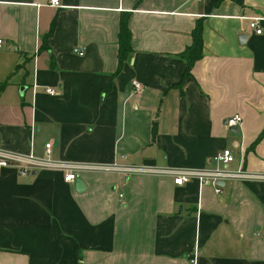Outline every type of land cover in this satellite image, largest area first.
Returning <instances> with one entry per match:
<instances>
[{
  "label": "crops",
  "instance_id": "obj_1",
  "mask_svg": "<svg viewBox=\"0 0 264 264\" xmlns=\"http://www.w3.org/2000/svg\"><path fill=\"white\" fill-rule=\"evenodd\" d=\"M47 1L0 0V148L181 169L228 149L227 170L264 175V0ZM121 19L131 53L115 73ZM196 25L200 57L183 78ZM76 179L81 192L55 170L0 172V264H264V180L215 194L165 176Z\"/></svg>",
  "mask_w": 264,
  "mask_h": 264
},
{
  "label": "built area",
  "instance_id": "obj_2",
  "mask_svg": "<svg viewBox=\"0 0 264 264\" xmlns=\"http://www.w3.org/2000/svg\"><path fill=\"white\" fill-rule=\"evenodd\" d=\"M200 1V0H196ZM47 5L51 8L60 7L58 0H48ZM261 18L252 17L248 19L247 27L258 36L261 34ZM2 40L0 39V49L2 47ZM72 52L81 57L82 50L77 48ZM134 93L141 91V86L136 83H131ZM44 92L53 96L54 92L51 89H45ZM239 117L237 115L231 116L224 121V126L227 128L237 127L239 125ZM49 144L44 145V157L38 158L32 153L21 154L11 152L0 148V172L4 169H13L17 175L26 177L33 172L40 170H55L62 173V180L65 183H72L77 178V174L81 172H111L123 176L131 174H145L151 176H165L172 180L173 185L182 186L186 183L194 181L199 186H207L213 189L215 194L220 192L217 185L218 182L234 180L237 178H254L264 180V175L247 174L241 170L230 171L227 166L233 161V156L230 150L222 149L215 154L211 161L216 164L212 168L201 169H181V168H158L144 165H120V164H86V163H71L65 161L52 160L49 158ZM189 264H195V257L189 259Z\"/></svg>",
  "mask_w": 264,
  "mask_h": 264
},
{
  "label": "trees",
  "instance_id": "obj_3",
  "mask_svg": "<svg viewBox=\"0 0 264 264\" xmlns=\"http://www.w3.org/2000/svg\"><path fill=\"white\" fill-rule=\"evenodd\" d=\"M129 31L126 26L125 19H121L118 26V33H117V45H118V54H117V73L123 62L127 59L129 54L131 53V48L129 45ZM200 50H201V38H200V27L196 25L191 32V45L189 49H187L182 57L186 59V67L183 73V78L187 76L188 69L190 65L196 61L200 57ZM189 52L187 55L186 53Z\"/></svg>",
  "mask_w": 264,
  "mask_h": 264
},
{
  "label": "water",
  "instance_id": "obj_4",
  "mask_svg": "<svg viewBox=\"0 0 264 264\" xmlns=\"http://www.w3.org/2000/svg\"><path fill=\"white\" fill-rule=\"evenodd\" d=\"M231 130H232L234 133L237 132L236 127L231 128ZM33 173H34V172H33ZM217 185H219V182L217 183ZM73 187H74V189H75L77 192H81V191L83 190V186H82L81 182H80L79 180H77V179L74 180V182H73Z\"/></svg>",
  "mask_w": 264,
  "mask_h": 264
}]
</instances>
